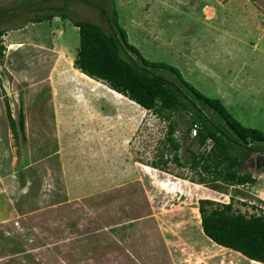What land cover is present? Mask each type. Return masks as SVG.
I'll return each mask as SVG.
<instances>
[{"label":"rangeland","instance_id":"rangeland-1","mask_svg":"<svg viewBox=\"0 0 264 264\" xmlns=\"http://www.w3.org/2000/svg\"><path fill=\"white\" fill-rule=\"evenodd\" d=\"M131 1L135 5L117 1L124 29L134 7L150 12V3L144 8L142 0ZM249 1L264 14V0ZM113 4L116 8L114 0L0 1V165L11 174L13 196L26 210L19 222L0 230V264H186L191 255L203 259L219 255L208 264H252L204 235L199 201L231 202L235 213L251 216L258 207L264 208L261 195H256L258 186L237 187L222 179L199 184L200 175L191 168L194 157L203 155L198 140L184 137L180 166L171 161L169 124L175 125L177 136L185 135L189 113L159 115L127 98L117 99L123 105L116 111L102 95L95 100L98 112L93 114L111 118L112 123H89L62 94L65 81L54 75L66 62L74 67L79 32L60 16L97 24L110 34ZM159 5L156 18L150 16L163 26L160 33L167 32L162 42L155 43L160 40L156 34L146 40L142 31L128 35L129 41L148 61L172 67L176 49L180 50L185 59L182 74L189 81L195 70L187 33L206 28L201 20L210 22L206 15L212 17L213 6L220 12L222 0H160ZM137 14L141 16L140 11ZM47 15L54 18L36 22ZM141 20L133 22L141 25ZM158 73L177 83L171 73ZM7 105L17 123L16 137ZM232 111L247 126L264 132V109ZM251 158L240 172L256 174ZM169 231L179 237L164 240L162 234ZM178 238L189 244V252Z\"/></svg>","mask_w":264,"mask_h":264},{"label":"trees","instance_id":"trees-1","mask_svg":"<svg viewBox=\"0 0 264 264\" xmlns=\"http://www.w3.org/2000/svg\"><path fill=\"white\" fill-rule=\"evenodd\" d=\"M111 10L108 22L113 31L110 34L97 24L72 20L64 13L60 16L69 19L79 32L74 67L148 112L159 115L186 112L191 114L192 122L201 123L198 142L202 145L207 138H211L215 146L211 153L193 159L191 168L200 175L199 184L205 185L207 179L211 182L222 179L234 186L254 184L253 174L242 173L239 169L245 160L258 154L264 155V133L243 126L221 100L204 96L182 77L178 69L144 58L130 43L127 31L120 26L114 4ZM103 14L106 15V12L103 11ZM53 18L52 15L40 16L36 22ZM160 70L171 73L177 83L159 75ZM6 114L16 137L17 123L9 105ZM19 125L24 132L22 114ZM174 132L175 125L170 123L166 141L174 154L171 161L180 166L178 152L181 145L173 138ZM257 172H264V169ZM199 212L202 231L208 239L250 261L264 264V216L235 213L231 202L214 205L210 200L199 201Z\"/></svg>","mask_w":264,"mask_h":264},{"label":"crops","instance_id":"crops-1","mask_svg":"<svg viewBox=\"0 0 264 264\" xmlns=\"http://www.w3.org/2000/svg\"><path fill=\"white\" fill-rule=\"evenodd\" d=\"M114 1L117 4L116 11H119L117 8L118 0ZM131 2V0H124L125 4H131ZM146 3L151 4L149 13H146L144 9L134 10L135 7L133 6V13H131L133 15H127V18L132 20V22L137 18H141V25L137 22L129 23L128 20L125 30L128 35L142 31V34L146 36V40L148 36L156 34L160 37V40H157L155 43H161V37H164L167 32L163 30L160 33L163 26L155 24L150 16L153 15L156 18V13L158 14L160 11V0H142L144 8H148ZM133 5L135 4L133 3ZM212 9L214 10L212 17L208 18L207 15L205 17V20H210V22H204V19L201 18L206 28L187 33L190 43L191 66L195 70L190 76L189 81L182 74L185 59L179 54L180 50L176 49L177 54H175V64L173 66L180 71L188 83L204 96L210 93L211 98L221 100L236 120L243 126L252 128L238 118L232 110L242 113L245 111L249 112L252 109L257 110L256 112L264 109V104H262V101H264V14L259 12L256 6L249 0H222L220 12L214 6ZM118 11L117 14H119ZM138 11H140L141 16L137 14ZM134 12L136 13L134 14ZM180 35H182V32H180ZM131 44L134 45V43ZM10 176L11 174L4 171L2 165H0V230L11 223L19 222L26 214V210L23 211L22 205L13 196V182ZM192 185L196 188L199 186ZM257 186L256 195L259 197L260 195L264 196V192L262 191L264 189L263 182L261 181ZM171 190L173 189H170L169 194H172ZM155 218L162 219L158 215ZM162 222L166 223L164 217ZM171 231L165 233V235L164 233L162 234L164 240L167 236L172 237L175 235L179 237L177 233L174 234ZM178 242L182 244L186 252H189L191 248L187 242L179 238ZM173 243L175 242L172 241L169 245H173ZM219 248L236 253L229 249ZM236 254L242 256L239 253ZM218 257L219 255H214L209 259H203L191 255L186 264H208ZM250 262L252 264H261L254 261Z\"/></svg>","mask_w":264,"mask_h":264},{"label":"bare ground","instance_id":"bare-ground-1","mask_svg":"<svg viewBox=\"0 0 264 264\" xmlns=\"http://www.w3.org/2000/svg\"><path fill=\"white\" fill-rule=\"evenodd\" d=\"M208 15L211 16V12H208ZM9 49L12 50L13 48ZM54 76L57 78L60 77V79H63L65 81L62 94L66 96V100L67 98L71 99V101L74 103L73 110L79 112L89 123H103L105 125L106 123H112L111 118L104 119L99 114H93L95 112H98L95 105V100L97 99V97H100L102 95L107 97V106L112 105V107L116 109V111H120L122 107L121 105H123L122 103L118 102L117 99H126L121 94L84 75L83 73L75 69L69 62L63 64L59 72ZM86 97L90 99V102L85 100ZM130 103L133 102L130 101Z\"/></svg>","mask_w":264,"mask_h":264},{"label":"built area","instance_id":"built-area-1","mask_svg":"<svg viewBox=\"0 0 264 264\" xmlns=\"http://www.w3.org/2000/svg\"><path fill=\"white\" fill-rule=\"evenodd\" d=\"M190 115V118H191V114ZM202 131V126H201V123L199 122H192L191 119H190V126L189 128L187 129L185 135L184 134H179V136H177L175 133V135L173 134V138L175 139V141L177 143H179L181 146L183 145V139L184 137H187V139H189L190 141H196L199 139L200 137V133ZM215 146V142L213 139L211 138H207L205 140V142L200 145V150L203 152L202 154H209L211 153V151L213 150ZM254 158L255 157H252L251 160L254 161ZM252 179L255 180V183L254 184H245V185H240V186H237V187H250V188H255V186H257V181H262L263 182V186H264V172L262 174L256 172V174H253L252 175ZM264 192V189L262 190ZM260 200L264 203V196H261L260 197ZM230 203V202H229ZM228 203V204H229ZM252 215H257V216H264V208L263 207H258V209H256L254 211V213H252Z\"/></svg>","mask_w":264,"mask_h":264},{"label":"water","instance_id":"water-1","mask_svg":"<svg viewBox=\"0 0 264 264\" xmlns=\"http://www.w3.org/2000/svg\"><path fill=\"white\" fill-rule=\"evenodd\" d=\"M261 162L264 163V156H261V155L256 156L255 163H256L257 170L261 169V167L263 166V165H260Z\"/></svg>","mask_w":264,"mask_h":264},{"label":"flooded vegetation","instance_id":"flooded-vegetation-1","mask_svg":"<svg viewBox=\"0 0 264 264\" xmlns=\"http://www.w3.org/2000/svg\"><path fill=\"white\" fill-rule=\"evenodd\" d=\"M255 158H256V156H255ZM255 158H254V164H255V167H256ZM260 165H263V166L261 167V169H264V163L261 162Z\"/></svg>","mask_w":264,"mask_h":264}]
</instances>
